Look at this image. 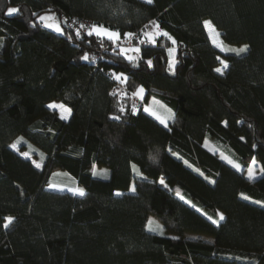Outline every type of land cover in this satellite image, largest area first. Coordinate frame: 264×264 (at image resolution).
Listing matches in <instances>:
<instances>
[{
    "label": "trees",
    "instance_id": "16d2710c",
    "mask_svg": "<svg viewBox=\"0 0 264 264\" xmlns=\"http://www.w3.org/2000/svg\"><path fill=\"white\" fill-rule=\"evenodd\" d=\"M9 8L19 11L8 15ZM48 11L68 20L64 34L38 21ZM207 19L224 42L248 46L240 56L225 54L223 75L215 71L221 53L203 25ZM150 21L177 41L174 72L167 37L140 45L136 62L119 48L112 52L107 40L102 59H81L101 41L85 31L77 37L80 23L118 29L123 40L126 32L140 36ZM113 72L124 73L127 83ZM117 86L131 97L112 96ZM139 86L145 101L156 97L171 109L175 123L165 128L143 111L132 96ZM52 101L71 107L72 116L61 120L48 107ZM133 104L141 107L135 114ZM19 137L21 149L43 154V168L10 147ZM206 140L244 171L207 149ZM253 158L264 166V0H0V264H264V173L248 179ZM94 165L106 168L108 178L93 175ZM58 170L87 195L49 190ZM205 212L225 219L214 225ZM151 215L164 235L148 231ZM8 216L15 220L5 229Z\"/></svg>",
    "mask_w": 264,
    "mask_h": 264
},
{
    "label": "snow or ice",
    "instance_id": "6c2138e0",
    "mask_svg": "<svg viewBox=\"0 0 264 264\" xmlns=\"http://www.w3.org/2000/svg\"><path fill=\"white\" fill-rule=\"evenodd\" d=\"M145 3L147 4H152L153 0H144ZM19 11V9L17 8H9L7 10V14L8 15H12L15 14ZM33 15H36L35 13ZM38 21L41 22L43 24V26L45 28L54 30L57 33L60 34H64L65 30L64 28L61 26V22L57 20L55 13H45V14H41L38 15L37 17ZM63 23H68V20L65 19L63 21ZM150 24L152 25V29L151 30H141L140 36L141 38L138 40V45H143L145 43H149V44H153L155 45L157 43V38L159 37H167L168 40L171 41L172 47L168 48V54L170 57V60L168 62V70L174 72L176 69V64L178 63V60L176 58V53H177V41L174 37L171 36L170 33H168L167 31H164L160 28V25L158 22L156 21H150ZM203 25L205 27L206 30L209 31L211 39H212V43L214 46L218 47L221 49V51H228L231 53H234L236 56H240L241 54H244L248 51V46L244 45L242 47L239 48H230V47H225L224 45V41L221 39V34L215 29V26L213 25L212 21L210 20H205L203 22ZM35 26V23L34 25ZM148 28V25H145V29ZM85 30L86 35L88 37H95L96 39L100 40V41H104L107 40L109 42L112 43V45H114L111 50L112 52H116L117 48H119V54L122 55L124 57V59H126L129 62H136L139 58H140V53H141V47L140 46H133V47H125L123 45H120L119 42L122 39V34L118 29H113L110 26H105L103 24H91L89 25H85L83 23H80L79 26L75 29V35L77 37H80L81 39H84V37L82 36V32L81 30ZM137 33L134 32H126L123 34L124 38H127L129 40H131L132 38L136 37ZM69 38H71V35L69 34ZM101 46H103V44H101ZM132 53V54H129ZM82 60L90 62V63H95L96 61V57L92 56L90 57V55L86 52L84 53V55L81 57ZM219 59V58H218ZM147 65L150 67L152 66V61L148 60L147 61ZM229 68V64L226 60L221 61V66L217 67L215 69V71L221 75L224 74L225 70ZM111 76L114 80L120 82L121 84H126L128 81V77L124 74V73H116L113 72L111 73ZM112 96H117L118 92L117 91H113L111 93ZM119 95L121 97H125L128 95L127 92H119ZM132 96L133 97H138L139 99L143 100L144 96H145V89L143 86H139L136 91L132 92ZM153 104L154 105H160L161 108H165V111L167 112L166 116H162L157 110H155L153 107L151 106H147L143 108V111L148 113L150 116L154 117L157 121H159L160 124H162L165 128L169 127V121H171L172 123H175V114L172 113L171 109H167L166 106L160 104L159 101H157L155 99V97H153ZM48 107L52 110H59L60 112V119L61 120H68L72 114H73V110L71 107H68L67 105L60 103V104H50L48 105ZM126 107L121 104L119 111L121 113H124L126 111ZM138 111H140V109L137 108V106L135 104H133L131 106V112L133 114L137 113ZM111 119L115 120V121H120L121 120V116L120 115H114L111 117ZM225 124H227V122H225ZM170 130V129H169ZM23 138H20V140H22ZM20 141L18 140L16 143H13L12 145H10L11 148H13L14 150L19 151V145ZM205 147H208L207 142L205 143ZM253 147H255V145H253ZM212 151L215 152V149H213ZM22 156H24L26 159H31V153L29 152H22L20 153ZM173 155H177L176 153H173ZM220 158L222 160H224L227 164L231 165L234 169H236V171L241 172L244 171V166L235 162L233 159H231L229 156H226L224 154L220 155ZM43 154H41V160L37 161V160H32L33 165L37 168V169H41L43 168L44 164H43ZM150 159L155 162L156 161V156H151ZM184 163L186 165H188V167H192L191 164L188 163V161H184ZM256 168H257V161L255 160V158H253L251 164L248 166L247 168V177L249 180H255L257 178V172H256ZM132 170L133 172H135L138 177L141 180L146 179V177L143 176V174L141 172H139L135 165L132 166ZM194 171L198 172L200 175H204L203 172L200 171V169H193ZM260 173H264V166H260ZM93 175H99V176H103L104 179H107V175H106V170H104L103 172H98L95 169V165L93 166ZM205 179H208V177L205 176ZM159 183L161 185H163L164 187H168V185L165 183V180L163 177L160 178ZM210 183H215L214 180H211ZM48 189L52 190V191H58V192H64V191H68L70 192L73 196H77V197H85L87 195L86 191L83 188L80 187H67L65 185H60V184H55V183H50L48 184ZM130 192L135 194L136 193V185L135 183L132 184V186L130 187ZM23 194V193H21ZM116 196H121L123 195V193L117 191L115 193ZM175 195L182 201H185V203L191 205L192 207H195V205L191 202L185 199V196L183 194H181V192L179 190L175 191ZM245 199H248V197H244ZM259 203V202H257ZM205 215L207 216V214L205 213ZM219 219H213L212 216H207V219L209 221H211L214 225H219V223L221 221H223L225 219L224 214L223 213H217ZM15 220V217L12 216H8L5 217V222L3 224V227L5 229L9 228L10 225L13 224ZM154 221L149 219L148 221V231L159 234V235H164V231H163V226L161 225H156V227H153ZM173 239H176V237H173Z\"/></svg>",
    "mask_w": 264,
    "mask_h": 264
},
{
    "label": "rangeland",
    "instance_id": "374dc122",
    "mask_svg": "<svg viewBox=\"0 0 264 264\" xmlns=\"http://www.w3.org/2000/svg\"><path fill=\"white\" fill-rule=\"evenodd\" d=\"M45 13H49V14H51V13H54V12H52V11H48V12H45ZM45 13H43V14H45ZM57 18V17H56ZM58 20V19H57ZM207 20H209V19H207ZM211 21V20H210ZM214 25V24H213ZM215 26V25H214ZM152 29V25H149L148 24V28L147 29H145V30H151ZM215 29L217 30V28L215 27ZM218 31V30H217ZM81 32L83 33L84 32V30L82 29L81 30ZM219 32V31H218ZM207 33H208V35H209V38H210V40H211V42H212V39H211V36H210V33H209V31L207 30ZM141 38V36H136V37H134V38H132L131 40H129V39H127L126 38V40H127V44H123V46H125V47H133V46H137L138 45V40ZM222 39V38H221ZM223 40V39H222ZM213 44V43H212ZM224 45H225V47H230V48H239V47H242V46H244V45H240V46H237V45H231V44H228V43H226V42H224ZM138 46H140V45H138ZM216 47V46H215ZM219 51H220V56H219V60H220V65L218 66V67H220L221 66V61H224V60H226L225 59V54H227V53H230V52H228V51H221V49L220 48H218V47H216ZM129 54H132V53H129ZM170 58V57H169ZM227 61V60H226ZM228 62V61H227ZM229 64V63H228ZM155 99L157 100V101H159L160 102V104H162V105H164V106H166L162 101H160L159 99H157L156 97H155ZM137 100H138V103L140 104V105H142V107L144 108V107H147V106H151V107H153L155 110H157L162 116H166L167 115V112L165 111V108H161L160 107V105H154L153 104V97H151L148 101H145L144 99L143 100H141V99H139V98H137ZM60 104V103H62V102H60V101H52L50 104ZM49 104V105H50ZM141 108V107H140ZM140 108H138V109H140ZM166 108L167 109H170L168 106H166ZM58 112H59V110H57ZM59 114H60V112H59ZM169 123H170V121H169ZM20 138H22V137H19V138H17L16 140H14L12 143H11V145L13 144V143H16L18 140L20 141V143H19V145H18V147H19V151H17V150H15V151H17L19 154L20 153H22V152H29V153H31V160H37V161H40L41 160V158H40V156L41 155H38V156H35L33 153H34V150H35V148L34 147H32V146H30L29 147V150H23V149H21V143L23 142V139L22 140H20ZM207 142V144H208V147H206L207 149H209L210 151H212L213 149H215V152L214 151H212L213 153H216V154H218L219 155V157H220V155L221 154H224V155H226V156H229L221 147H219V146H217V145H215L214 143H212L210 140H206L205 141V143ZM205 143H204V146H205ZM40 153V152H39ZM21 155V154H20ZM24 157V156H23ZM231 159H233L231 156H229ZM234 160V159H233ZM253 160V159H252ZM252 160H251V162H252ZM256 160V159H255ZM235 162H237L236 160H234ZM257 161V160H256ZM251 162H250V164H251ZM237 163H239V162H237ZM240 164V163H239ZM249 164V165H250ZM97 167L95 166V169H96ZM101 169H103V170H106V168H101ZM256 172H257V178L258 177H260L263 173H260V165H259V163H258V161H257V168H256ZM246 175H247V169H246ZM50 183H55V184H60V185H65V186H67V187H80V188H82L79 184H78V182H77V180L73 177V176H71L70 174H68L67 172H64V171H61V170H58V171H55L52 175H51V177H50V181H49V183L48 184H50ZM132 186V185H131ZM47 188H48V185H47ZM119 192H121V193H123V191H120V190H118ZM64 192H68V191H64ZM117 192V191H116ZM181 192V191H180ZM190 201V200H189ZM201 209V208H200ZM206 213V212H205ZM221 213V212H220ZM207 215H209L208 213H207ZM149 219H151V220H153L154 221V223H153V227H156V225H161L162 226V224L157 220V218H155L154 216H149ZM149 219H148V221H149ZM148 221H147V228H148ZM164 231V230H163ZM186 237L187 238H193V239H204V240H206V241H210V242H214L215 241V238L213 237V236H211V235H207V234H203V233H194V232H187L186 233Z\"/></svg>",
    "mask_w": 264,
    "mask_h": 264
},
{
    "label": "built area",
    "instance_id": "2783aa9c",
    "mask_svg": "<svg viewBox=\"0 0 264 264\" xmlns=\"http://www.w3.org/2000/svg\"><path fill=\"white\" fill-rule=\"evenodd\" d=\"M128 42H127V40H126V38L125 39H123V40H121L120 42H119V44L120 45H123V44H127ZM101 44H103V46H101ZM99 50L97 51V52H95V53H93L92 54V56H95L96 57V60H100V59H102L103 57H104V51L108 48V45L105 43V42H99ZM115 91H117L118 92V95H117V97H118V100H123V99H126V98H129V97H131V92L130 91H128L125 87H123V86H117V88L115 89ZM119 92H127L128 93V95L127 96H125V97H121L120 95H119ZM135 101H136V99L135 98H133Z\"/></svg>",
    "mask_w": 264,
    "mask_h": 264
},
{
    "label": "crops",
    "instance_id": "0c3cea01",
    "mask_svg": "<svg viewBox=\"0 0 264 264\" xmlns=\"http://www.w3.org/2000/svg\"><path fill=\"white\" fill-rule=\"evenodd\" d=\"M58 21H60V20H58ZM61 22V21H60ZM149 25H151V24H149ZM61 26H62V22H61ZM143 30H145V28L143 29ZM85 31V30H84Z\"/></svg>",
    "mask_w": 264,
    "mask_h": 264
},
{
    "label": "water",
    "instance_id": "95a60500",
    "mask_svg": "<svg viewBox=\"0 0 264 264\" xmlns=\"http://www.w3.org/2000/svg\"><path fill=\"white\" fill-rule=\"evenodd\" d=\"M63 21H64V20H63ZM63 21H62V22H63Z\"/></svg>",
    "mask_w": 264,
    "mask_h": 264
}]
</instances>
